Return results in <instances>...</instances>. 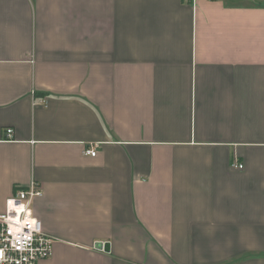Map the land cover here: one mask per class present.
Masks as SVG:
<instances>
[{
    "label": "crops",
    "instance_id": "1",
    "mask_svg": "<svg viewBox=\"0 0 264 264\" xmlns=\"http://www.w3.org/2000/svg\"><path fill=\"white\" fill-rule=\"evenodd\" d=\"M33 181L39 264H264V0H0V212Z\"/></svg>",
    "mask_w": 264,
    "mask_h": 264
},
{
    "label": "built area",
    "instance_id": "2",
    "mask_svg": "<svg viewBox=\"0 0 264 264\" xmlns=\"http://www.w3.org/2000/svg\"><path fill=\"white\" fill-rule=\"evenodd\" d=\"M7 132L12 136L13 128ZM86 153L95 156L97 150L90 148ZM234 166L244 164L235 161ZM43 195L40 183L33 181L7 199L5 211L0 212V264H39L51 256L54 238L45 232L33 208L35 199Z\"/></svg>",
    "mask_w": 264,
    "mask_h": 264
},
{
    "label": "water",
    "instance_id": "3",
    "mask_svg": "<svg viewBox=\"0 0 264 264\" xmlns=\"http://www.w3.org/2000/svg\"><path fill=\"white\" fill-rule=\"evenodd\" d=\"M97 248L104 249V250H109L110 244L108 242L106 243H98Z\"/></svg>",
    "mask_w": 264,
    "mask_h": 264
}]
</instances>
